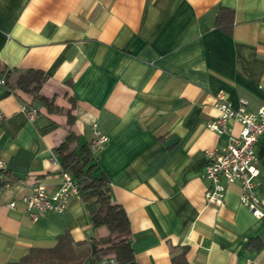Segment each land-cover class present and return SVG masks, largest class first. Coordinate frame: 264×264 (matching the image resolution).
Here are the masks:
<instances>
[{
  "label": "crops",
  "instance_id": "crops-1",
  "mask_svg": "<svg viewBox=\"0 0 264 264\" xmlns=\"http://www.w3.org/2000/svg\"><path fill=\"white\" fill-rule=\"evenodd\" d=\"M221 7L234 11L231 34L216 26ZM0 61L45 70L42 93L73 116L0 90V158L11 178L26 180L0 197V264L53 247L67 229L86 242L84 255L93 237L107 235L80 196L37 219L22 201L35 182L60 188L58 147L71 131L90 145L93 124L110 137L93 154L128 214L137 264H174L185 247L187 264H264V213L241 204L237 183L224 206L207 205L202 174L204 151L228 141L207 126L216 94L234 107L242 98L249 109L264 104V0H0ZM23 104L38 110L35 119ZM228 125L239 133V123ZM257 157L264 211V134Z\"/></svg>",
  "mask_w": 264,
  "mask_h": 264
},
{
  "label": "trees",
  "instance_id": "trees-1",
  "mask_svg": "<svg viewBox=\"0 0 264 264\" xmlns=\"http://www.w3.org/2000/svg\"><path fill=\"white\" fill-rule=\"evenodd\" d=\"M234 25V11L221 7L217 16L216 26L227 34H231ZM0 78H5V87L19 94L31 97V103L39 102L48 112H66L68 121H72L71 109H62L54 97L42 93L49 79L43 69H12L0 61ZM30 103V104H31ZM63 172L72 174L79 187V196L87 203L93 225L106 227L108 233L103 237L90 240V251L79 254L78 247L85 241H75L67 229L57 238V243L50 248H31L19 261L11 264H85L90 259L96 264L103 258L113 257L118 264H137L131 241L126 237L130 229V219L124 207L113 201L110 180L103 171L89 144H80L79 136L73 131L58 147ZM10 177V173L7 172ZM183 253L174 256V264H187Z\"/></svg>",
  "mask_w": 264,
  "mask_h": 264
},
{
  "label": "built area",
  "instance_id": "built-area-1",
  "mask_svg": "<svg viewBox=\"0 0 264 264\" xmlns=\"http://www.w3.org/2000/svg\"><path fill=\"white\" fill-rule=\"evenodd\" d=\"M6 85L5 78H0V90ZM248 101L241 99L240 105L234 107L223 91L216 94L213 107L218 111L217 117L209 121L207 126L217 134H227L228 141L220 150L206 149L203 177L209 182L205 191L207 205L222 207L226 204V192L230 185H240V202L255 216L260 217L264 211L259 205L254 192L257 177L260 174L257 145L264 134V104L256 109H249ZM22 109L31 118L37 117L38 110L34 106L22 105ZM3 118L0 112V120ZM232 120L240 124L239 133L228 125ZM94 126V137L90 148L93 152L103 151L110 137ZM7 163L0 158V197L15 181L26 183L25 179H14L7 174ZM63 183L55 191H49L43 182H35L29 191L22 195L27 214L37 219L48 212H64L68 209L70 199L79 196L77 181L69 172L63 173ZM14 207L15 202L8 203ZM98 264H118L113 257L103 258Z\"/></svg>",
  "mask_w": 264,
  "mask_h": 264
}]
</instances>
